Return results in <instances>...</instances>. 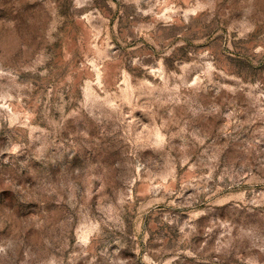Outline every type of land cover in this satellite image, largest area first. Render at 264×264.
Instances as JSON below:
<instances>
[{"label": "rangeland", "instance_id": "374dc122", "mask_svg": "<svg viewBox=\"0 0 264 264\" xmlns=\"http://www.w3.org/2000/svg\"><path fill=\"white\" fill-rule=\"evenodd\" d=\"M0 264H264V0H0Z\"/></svg>", "mask_w": 264, "mask_h": 264}]
</instances>
